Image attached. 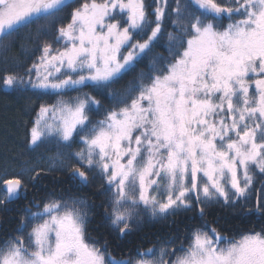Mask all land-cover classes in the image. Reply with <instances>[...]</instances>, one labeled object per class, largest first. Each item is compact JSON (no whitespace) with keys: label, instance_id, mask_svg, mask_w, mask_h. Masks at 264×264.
<instances>
[{"label":"snow or ice","instance_id":"1","mask_svg":"<svg viewBox=\"0 0 264 264\" xmlns=\"http://www.w3.org/2000/svg\"><path fill=\"white\" fill-rule=\"evenodd\" d=\"M71 2L0 0V48L19 41L26 54L24 41L51 36L23 73L0 74V87L61 97L40 106L29 132L30 146L51 140L58 151L45 166L5 171L0 208L26 199L29 183L68 171L80 185L102 181L104 218L120 237L144 216L203 220L212 206L264 217V202L242 203L252 169L264 175V0H81L58 16ZM41 20L67 23L54 34L50 24L23 31ZM165 36V53L155 51ZM76 138L82 147L64 152ZM89 215L84 199H33L0 240V264H264V228L236 239L205 222L187 244L173 237L117 258L87 234Z\"/></svg>","mask_w":264,"mask_h":264},{"label":"trees","instance_id":"2","mask_svg":"<svg viewBox=\"0 0 264 264\" xmlns=\"http://www.w3.org/2000/svg\"><path fill=\"white\" fill-rule=\"evenodd\" d=\"M151 4L152 0H146ZM188 2V0H185ZM81 0H72L70 7L58 13L60 17H67L71 8L79 6ZM169 4L174 7V0H169ZM56 23H67V20H60ZM56 23L41 20L24 29V32H31L35 36L36 32L45 24H50L49 31L54 34ZM166 28L172 30L170 23L166 20ZM41 40L51 41V36H42ZM41 40L24 41L29 52L21 53L20 42L7 50L0 48V74L10 71L23 73L24 68L29 66L38 56V46ZM59 47V45H56ZM166 36L156 46L155 51L165 53ZM145 63L139 65L145 68ZM130 76L120 81L116 88L123 86ZM83 92H90L97 95L91 87L83 88ZM77 92H66L64 99L76 96ZM61 97L51 95H40L38 90L27 89L24 91H13L0 87V176L7 171L10 175L19 173L23 162H28V166H45V157L53 150H58L55 141H46L39 147L29 145V132L41 105L53 104ZM98 99H104L97 96ZM107 106L108 101L104 99ZM93 119L98 118L96 113L92 114ZM80 145L78 138L70 149L64 148L68 152H73ZM75 163V161H72ZM7 178V177H5ZM27 174L25 175V179ZM261 175L254 173V183L248 194L249 198L242 203L246 207H254L259 199L264 202V187L259 188ZM102 181L99 178L93 179L89 185H80L74 181L68 171H57L47 176L36 184L29 183L26 199L21 198L9 204L7 208H0V240L6 236L14 234V230L19 224V216L23 214V209L30 204L33 199L44 202L47 198L55 196L58 199L79 198L87 201L90 212L86 225L87 234L93 240L103 243L108 241V249L112 255L120 258L124 255L135 256L137 249L152 247L175 238L178 246L181 241L188 243V237L193 228H203L205 222L211 227H215L222 234L238 239L242 234L250 231H260L264 228V217L259 214H248L246 209L238 204L235 208H224L212 206L208 209L203 220L195 212H180L175 216L163 220H151L144 216L143 222L134 228L131 233L120 237L114 229L105 221V207L108 195L101 189ZM35 211V209H33ZM179 254V253H178Z\"/></svg>","mask_w":264,"mask_h":264},{"label":"rangeland","instance_id":"3","mask_svg":"<svg viewBox=\"0 0 264 264\" xmlns=\"http://www.w3.org/2000/svg\"><path fill=\"white\" fill-rule=\"evenodd\" d=\"M80 147H82V145L80 144L79 145V147L78 148H76L74 151H76V150H78ZM58 150H53L51 153H49L44 159H45V161H46V163L48 162V157L49 156H52V155H55L56 154V152H57ZM63 151L64 152H68V151H66V150H64L63 149ZM73 151V152H74ZM252 173H253V175H254V173H256L257 175H261L256 169H252ZM261 187H264V175H261V178H260V180H259V188H261ZM107 195L109 196V194L107 193ZM262 196H264V193H263V195Z\"/></svg>","mask_w":264,"mask_h":264}]
</instances>
